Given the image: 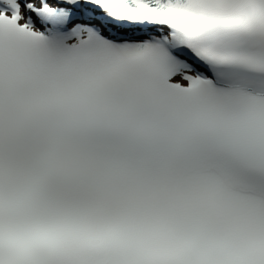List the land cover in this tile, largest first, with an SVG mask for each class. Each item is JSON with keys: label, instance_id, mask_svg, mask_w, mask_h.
<instances>
[{"label": "snow or ice", "instance_id": "obj_1", "mask_svg": "<svg viewBox=\"0 0 264 264\" xmlns=\"http://www.w3.org/2000/svg\"><path fill=\"white\" fill-rule=\"evenodd\" d=\"M0 264H264V0H0Z\"/></svg>", "mask_w": 264, "mask_h": 264}]
</instances>
